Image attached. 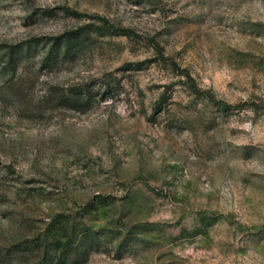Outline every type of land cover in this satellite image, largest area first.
<instances>
[{"label": "rangeland", "instance_id": "rangeland-1", "mask_svg": "<svg viewBox=\"0 0 264 264\" xmlns=\"http://www.w3.org/2000/svg\"><path fill=\"white\" fill-rule=\"evenodd\" d=\"M0 264H264V0H0Z\"/></svg>", "mask_w": 264, "mask_h": 264}, {"label": "trees", "instance_id": "trees-1", "mask_svg": "<svg viewBox=\"0 0 264 264\" xmlns=\"http://www.w3.org/2000/svg\"><path fill=\"white\" fill-rule=\"evenodd\" d=\"M57 40L58 41L52 47L51 52L45 58L46 65L52 66V65H55V64H57L59 62V60H60L59 59L60 51L58 50V45L59 44H62V43L66 42L67 43V49H69L68 47H69V44H70V38H65V40H66L65 42H62L61 41L62 38H60V37L57 38ZM59 48H60V45H59ZM15 52L17 54L11 55V59L13 61L12 63H14L13 66H11L12 69H14V66L17 64V62H15V59H20V58H22V55H23V54H21V50H15ZM81 93L82 92H80V91L75 92V94L77 95L75 98H70L68 96H62L61 103L64 104V105H68L70 107H73V108H78L79 105H81V103L83 101V100H81V97L78 96ZM88 101H89L88 99L85 100V102H88ZM62 237H65V236H61L59 239L55 240V244L57 245V247L65 244V242H63Z\"/></svg>", "mask_w": 264, "mask_h": 264}]
</instances>
